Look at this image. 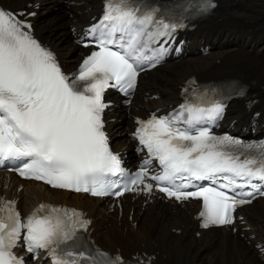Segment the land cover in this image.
Segmentation results:
<instances>
[{"label":"snow or ice","instance_id":"snow-or-ice-1","mask_svg":"<svg viewBox=\"0 0 264 264\" xmlns=\"http://www.w3.org/2000/svg\"><path fill=\"white\" fill-rule=\"evenodd\" d=\"M201 3L202 10L213 6ZM159 11L143 0H105L102 18L87 30L98 50L70 78L33 38L31 25L0 10V162L19 161L14 170L21 177L57 189L121 196L143 184L150 193L154 185L145 182V167L122 185L112 179L125 174L108 147L101 114L105 90L116 87L129 96L145 66L162 59L163 44L152 45L167 43L183 26L158 19ZM223 108L219 101L186 103L167 116L138 119L134 133L149 154L144 164L155 159L161 166V174L150 177L157 190L177 201L202 199L204 227L232 224L236 207L252 202L243 197L264 196V144H243L199 126ZM88 223L75 209L43 203L22 220L14 201H0V264H24L13 253L21 236L27 252L44 250L52 264H122L119 255L80 250L78 232Z\"/></svg>","mask_w":264,"mask_h":264},{"label":"bare ground","instance_id":"bare-ground-1","mask_svg":"<svg viewBox=\"0 0 264 264\" xmlns=\"http://www.w3.org/2000/svg\"><path fill=\"white\" fill-rule=\"evenodd\" d=\"M89 1L92 7L90 11L84 12L85 14L94 12L98 7L99 0ZM215 9L218 14L202 21L194 31V36L198 40L203 37L205 43L211 44L213 53L208 55L214 57L196 55L191 57V62L183 61L177 64L171 68L170 76L166 75L168 79L164 88L169 90L167 93L173 94L172 91L175 89L173 81L177 82L192 71L193 67L201 65L205 71L209 70L212 73L218 71L219 74L237 75L248 79L251 86L257 87L259 103L264 104V0H218V7ZM67 32V29L59 31L55 27L50 29L49 36L55 39L53 43L58 48L63 49L65 57L71 58L69 51L73 49V44L63 43L68 37ZM217 59L219 62H216ZM231 103L228 117H237L240 122L248 119L254 111V108L247 110L242 101L232 100ZM20 195L23 201L28 203L25 208L41 197H53L59 200L67 197L84 206L96 205L93 198L36 187L29 182ZM254 203L246 207L249 219L254 222L253 229L245 232V239L237 236L235 241L231 240L228 233L213 230L202 232L199 237L190 235L192 222L189 216L167 204L150 209L147 212L150 219L145 218L146 213L139 214L135 211L139 218L135 229L127 226L126 231L123 232L116 226L110 227L109 224L100 230L98 225L106 221L99 219L94 223L96 226L94 231L99 241L111 249L119 246L126 252L134 247L153 251L158 264H264L259 252L246 243L264 238V199ZM104 216L105 214H102V217ZM121 220V224L126 225L123 219ZM153 220L154 223L162 221L161 231L156 233V238L151 235ZM178 222L185 223L184 229L187 233L179 237H171L169 226ZM249 232H254L255 237L251 238Z\"/></svg>","mask_w":264,"mask_h":264},{"label":"rangeland","instance_id":"rangeland-1","mask_svg":"<svg viewBox=\"0 0 264 264\" xmlns=\"http://www.w3.org/2000/svg\"><path fill=\"white\" fill-rule=\"evenodd\" d=\"M63 43H65V41Z\"/></svg>","mask_w":264,"mask_h":264}]
</instances>
